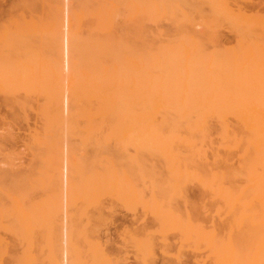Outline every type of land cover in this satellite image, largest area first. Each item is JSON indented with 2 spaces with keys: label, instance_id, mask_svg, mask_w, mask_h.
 <instances>
[{
  "label": "bare ground",
  "instance_id": "1",
  "mask_svg": "<svg viewBox=\"0 0 264 264\" xmlns=\"http://www.w3.org/2000/svg\"><path fill=\"white\" fill-rule=\"evenodd\" d=\"M77 1L68 47L75 71L68 111L60 99L61 67L51 60L61 62L56 50L43 84L44 130L62 132L68 123L65 129L87 137L96 129L120 136L124 125L131 126L123 119L134 120L136 154L129 162L143 210L184 235L187 217L198 216L190 237H196L199 264H264V0H250V9L245 0ZM222 28L231 32L230 42L222 40ZM59 142L44 143L57 152ZM112 156L111 150L91 156L100 171L88 168V189H118L124 178ZM190 183L197 186V199L177 214L173 191L183 195ZM20 191L13 197L7 192L6 199L9 231L23 243L32 218ZM146 232L137 243L142 264H148L156 239Z\"/></svg>",
  "mask_w": 264,
  "mask_h": 264
},
{
  "label": "rangeland",
  "instance_id": "2",
  "mask_svg": "<svg viewBox=\"0 0 264 264\" xmlns=\"http://www.w3.org/2000/svg\"><path fill=\"white\" fill-rule=\"evenodd\" d=\"M245 1L250 3V0ZM249 3H244L246 9H250L252 4ZM76 4L77 0H0V216L3 215L0 217V264H142L137 243L144 231L156 238L155 249L147 255L148 264H199L200 250L196 237H190L199 217L191 214V219L187 217L184 235L185 230L175 229L174 225L163 226L139 204L138 183L133 175L135 169L129 162L136 154L134 120L123 119L124 124L129 122L131 126L124 125L120 136L111 134L110 137L105 131L102 133L96 129L92 136L87 137L80 131H70L68 123L62 132L44 130L46 120L41 109L48 100L43 84L46 73H49V59L56 50L60 51L58 54L62 60H51L53 65L58 62L61 67L63 91L60 99L64 114L68 111L70 99L67 96L75 75L68 47L76 27L73 17ZM221 35L224 42L232 39L227 28L221 29ZM51 85L49 89L54 90ZM125 104L129 108L133 105L131 100ZM118 121L116 123L120 126ZM66 126L69 128L65 129ZM39 138L47 143L59 139L60 150L58 148L56 152L42 141V145L41 142L37 144ZM104 150L112 151L114 168L119 170L124 180L118 189L104 191L95 188L94 192L88 189L86 172L89 168L96 172L94 174H99L100 168L92 165L95 162L91 156ZM80 165L87 167L86 170ZM77 167L81 171L78 172ZM15 181L16 186L13 184ZM19 187L23 189L24 205L31 216L27 219L32 218L28 220L30 224L27 221L29 232L27 242L23 243L14 229L11 228L10 232L8 228L13 219H10L11 201L7 195L13 192L18 196L22 190ZM187 188L182 191L183 195L178 193L181 190L173 191L172 203L177 214L189 211L188 203L197 199V186L190 183ZM141 194L149 198L148 190Z\"/></svg>",
  "mask_w": 264,
  "mask_h": 264
}]
</instances>
